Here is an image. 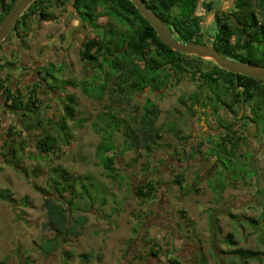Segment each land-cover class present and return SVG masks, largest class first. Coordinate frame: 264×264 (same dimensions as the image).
Instances as JSON below:
<instances>
[{
	"label": "rangeland",
	"instance_id": "obj_1",
	"mask_svg": "<svg viewBox=\"0 0 264 264\" xmlns=\"http://www.w3.org/2000/svg\"><path fill=\"white\" fill-rule=\"evenodd\" d=\"M213 1L218 10L233 3ZM199 6L196 13L203 11ZM214 11L205 13L201 22L210 43L215 31ZM52 12L55 19L29 20L27 29L20 32L23 43L10 34L0 46V58L14 62L12 68L0 69V81H6L8 76L4 85L20 89L24 101L33 84L38 86L36 112H27L26 116L21 111L11 112L0 91V188L10 189L19 203L17 211H13L9 203L0 200V260L6 264H168L169 258L180 255L182 264H232L237 261L226 252L234 247L264 252V123L251 113L253 103L236 104L231 113L223 105L230 102L229 92H223L220 85L214 92L189 77L179 82L172 78L167 86L153 93L148 88L141 92L126 88L123 94L116 95L111 91L125 81L124 74L112 73L107 66L101 70L92 64L85 66L78 54L81 39L91 38L97 31L84 26L70 5ZM98 21L111 23L118 34L125 29L111 17L101 16ZM256 53H264V44ZM201 59L212 63L208 58ZM50 66H55L48 69L52 76L45 75L42 68ZM97 71L100 78H109L104 96L93 99L83 93L79 83ZM218 79L221 81V76ZM64 81L75 85H63ZM96 88L92 83L87 89L96 93ZM69 94L75 96L76 112L66 118L63 106ZM190 96L197 97L192 110L188 109ZM147 99L158 108L154 125L160 136L153 143L145 140L147 135L141 131ZM253 100L260 107L258 115H264L260 91ZM100 113L104 118L98 117ZM243 114L248 117L244 121L248 126L239 132L248 135L252 129L253 136L241 143L235 158L227 159L217 148L221 125L233 129ZM109 115L115 117L113 125L106 117ZM249 117L255 118L257 124ZM62 120L67 136L58 126ZM126 130L133 131L135 144L130 140L128 143ZM44 133L54 139L49 152H39L37 147ZM106 138L114 147L107 152L115 154L118 170L114 178L107 176L97 150ZM9 145L30 178L2 162ZM193 160L203 163L205 170L213 164V172H202L204 169H198V162ZM186 164L187 168H181ZM224 166L230 169L226 172ZM57 168L71 174L77 195L63 193L67 201L76 197L69 209L71 222L77 216L87 220L78 228V235L68 237L47 253L42 247L53 238V232L44 226L47 217L42 205L45 193L41 190L54 193L51 180L63 184ZM233 170L240 174L237 176ZM175 173L183 176L182 184L173 181ZM78 178L88 193L83 192ZM141 180L160 183L154 199L142 201L135 197ZM155 209L159 213L156 217ZM246 217L256 222L250 223ZM229 233L235 245L225 241ZM152 242L160 247L155 254L150 253ZM87 252L94 256L90 261L79 257ZM98 254L102 257L98 258ZM249 264H264V255Z\"/></svg>",
	"mask_w": 264,
	"mask_h": 264
},
{
	"label": "trees",
	"instance_id": "obj_2",
	"mask_svg": "<svg viewBox=\"0 0 264 264\" xmlns=\"http://www.w3.org/2000/svg\"><path fill=\"white\" fill-rule=\"evenodd\" d=\"M15 1L4 2L0 0V21ZM145 1L153 12L167 24L175 40L184 43L199 42L201 40L202 18L205 13L214 9L212 21L215 24V31L212 35L211 43L219 53L233 60L264 66V53L260 56H257L258 54L256 53V50L264 44V0H233L229 8L219 10L215 9L216 6L213 0H202L201 2L199 0ZM67 5L72 7L84 26L97 31L95 36L88 38L82 43L83 49L79 52L80 59L84 63L95 65L96 69L101 70L107 66L112 73L124 74L125 81L116 84L111 91L114 94L121 95L126 88L134 92H141L148 85L155 83L158 87H164L172 78H176V81L179 82L184 77H189L191 80H199L200 84H204L214 92L218 85L223 89V92H229L231 96L230 102H223V105L231 113H234L232 108L234 105L243 106L245 103L252 102L251 113H255V118H260L264 123V115H258L260 107H257L253 100L256 91H260V95L264 97V84H260L264 79H253L240 74L236 75L210 62H203L200 57L182 54L170 49L158 38L151 25L139 14L129 0H34L18 18L4 40L10 34H14L23 43V39L20 38V32L27 29L29 20L34 18L39 22L55 19V15L52 12L53 9H62ZM198 6L203 11L196 13ZM101 16L116 19L119 24L125 26V29L118 34L111 23L99 24L98 19ZM3 41L0 42V46ZM202 63L211 65V68L203 67ZM13 65V61L0 58V69L8 68L7 66L10 69ZM51 67L55 68V66L42 68L45 75L52 76L48 71ZM93 76L83 79L79 86L86 96L98 99L104 96L109 76L102 79L98 75V71ZM219 76L222 78L221 81L218 79ZM5 80H9L8 76ZM6 81H0V91L3 95V103L8 105L9 110L14 113L21 111L23 116H26L27 112H36L35 104L38 103L36 88L38 86L33 84L32 89L28 91L27 101H24L21 90L18 88L13 89L11 85H4ZM92 83L97 85L96 93L87 89L88 85ZM66 84L75 85L74 82L64 81L63 85ZM225 85L229 87L224 89L223 86ZM47 87H50V85L47 84ZM215 96L217 102H220L218 93H215ZM189 99L192 102L188 109L192 110L193 105L197 102V97L190 96ZM181 102L182 104L185 103L183 100ZM75 104V96L69 94L63 106L64 117L70 118L74 116L76 112ZM103 116L101 113L98 115L100 119L104 118ZM141 116L143 121L141 131L147 135L145 140L153 143L160 136L158 129L154 125V120L158 116L157 106L147 101L143 106ZM106 117L109 120V124L113 125L116 123L113 115ZM255 118H250V121L257 124ZM63 123L64 121L59 123L58 126L63 135L67 136L66 127ZM114 126L116 127V124ZM221 127L224 131H222L220 141L217 143V148L227 159H233L236 157V152L241 143L247 142L243 136L240 137L238 135L237 130L230 129L223 124ZM11 128L13 127L11 126ZM11 133L9 132V134ZM125 134L128 138V143L130 140V143L135 144L133 131L126 130ZM8 138L12 140V134ZM53 141V137L44 133L38 140L39 145L37 147L39 152H49L53 148ZM104 141L97 145V150L102 156V165L107 172V176L114 178L117 176L116 171L118 170L115 166V154L114 152L107 154V152L111 151L110 148L113 145L108 138ZM146 147L150 148L149 145H146ZM9 148L8 155L3 154L5 159H1L2 162L18 169L25 177L30 178L28 177V172L19 164L14 155V147L9 145ZM229 169V167L224 166L226 172ZM57 170H59V176L63 180V184H60L59 181L51 180L52 184L50 187L54 190V193L50 190H41L45 193L42 205L45 209L47 221L44 222V226L53 232V238L46 241L45 246L42 247L47 253L52 251L57 245L63 244L68 237L78 235V228L82 227L87 220L84 216H77L71 222L69 209L73 204V199L76 197L67 201L63 198V193L70 192L73 196H77L75 195L73 181H71L72 176L65 169L57 168ZM233 172L237 176L240 174L238 170H233ZM78 181L81 182V179L78 178ZM173 181L180 185L183 182V176L175 173L173 174ZM159 184V182L151 180H141L137 185L135 197L142 201L154 199V194ZM81 187L84 193H88L83 182H81ZM0 200L9 203L13 211H17L19 203L10 189L0 188ZM23 202L24 204L26 203L25 199ZM262 216H264V213H262ZM246 219L250 223L256 222L253 218L246 217ZM225 241L233 245L236 244L232 240V234L230 233L225 236ZM150 248L152 249L150 251L151 254H155V251L160 249L156 242L150 243ZM226 253L232 257V260L237 261H231L232 264H249L251 260H259L261 255H264L263 251L256 252L241 247H234ZM79 257L90 261L94 256L92 253L87 252L80 254ZM101 257V254H98V258ZM0 264L6 263L4 260H0ZM168 264L182 263L178 259L171 257L168 260ZM202 264L206 263L203 262Z\"/></svg>",
	"mask_w": 264,
	"mask_h": 264
},
{
	"label": "water",
	"instance_id": "obj_3",
	"mask_svg": "<svg viewBox=\"0 0 264 264\" xmlns=\"http://www.w3.org/2000/svg\"><path fill=\"white\" fill-rule=\"evenodd\" d=\"M34 0H16L0 21V42L5 39L18 18ZM139 14L151 25L158 38L170 49L200 58H208L221 69L253 79H264V66L246 63L224 57L205 37V26L202 32L203 42H181L175 40L167 24L147 5L145 0H129ZM214 10V9H213ZM203 17L202 22L204 21Z\"/></svg>",
	"mask_w": 264,
	"mask_h": 264
},
{
	"label": "flooded vegetation",
	"instance_id": "obj_4",
	"mask_svg": "<svg viewBox=\"0 0 264 264\" xmlns=\"http://www.w3.org/2000/svg\"><path fill=\"white\" fill-rule=\"evenodd\" d=\"M75 12V11H74ZM76 13V12H75ZM77 15V14H76ZM78 17V16H77ZM204 17V16H203ZM203 19V18H202ZM88 38H82L81 39V41H80V49H79V51H78V54H79V52H80V50L81 49H83V47H82V43L85 41V40H87ZM203 42V36H202V38H201V40L199 41V43H202ZM80 57V56H79ZM81 60V59H80ZM82 61V60H81ZM89 64L90 63H84V65L85 66H89ZM37 81V80H36ZM171 81V80H170ZM164 86H167V84H165ZM148 88V89H147ZM161 88H162V86L161 87H158L157 85H156V83L155 84H150V85H148L147 87H145L144 89H147L148 91H151L152 93L154 92V90L155 91H159V90H161ZM147 101H150V102H152L151 100H149V99H147L146 100V102ZM145 102V103H146ZM153 103V102H152ZM256 111H258L257 109H256ZM246 118H248L247 116H245L244 114L243 115H241V116H238V120H236V123H235V125H234V127H233V129L234 130H238L237 132H238V135L240 136V135H242L244 138L245 137H247V138H245V141L246 140H248V137H252L253 136V131H252V129L250 130H248V135L247 134H245L244 132H242L241 134H240V130H243V128L244 127H246V126H248V123L246 122V125H244V121H245V119ZM223 131H224V129H223ZM240 131V132H239ZM221 134V133H220ZM219 134V135H220ZM245 135V136H244ZM242 136H240V137H242ZM250 146H251V144H250ZM253 147L255 148V145H253ZM187 160H192V158H188ZM194 160H196L195 158H194ZM193 160V162H198V164H199V166H198V169H201V170H203L204 168H203V163H201L200 161H194ZM217 162H219V160H217ZM220 164H219V166L221 165V162H219ZM187 165L188 164H186V165H184L183 167H181V168H187ZM213 167H214V165L213 164H211V166H208L207 168H206V170L204 169V171H202V172H207V173H212L213 172ZM223 167V166H222ZM221 167V168H222ZM190 186H194V183H190ZM159 189V188H158ZM168 192V191H167ZM163 198V197H162ZM162 203V202H161ZM161 207H162V209H167L166 208V205H164V204H162L161 205ZM167 210H165V212H166ZM159 215V213H158V211L155 209L154 210V212H153V216L154 217H156V216H158ZM167 216H165V218H166ZM166 221H168V222H171L170 220H168L167 218H166ZM165 229H168V227H165ZM164 229V230H165ZM172 237H173V235H172ZM183 240V239H182ZM184 243V242H183ZM172 252H174V251H172ZM175 258V257H174ZM176 258L180 261V255H177L176 256ZM169 260V259H168ZM168 260H167V262H168Z\"/></svg>",
	"mask_w": 264,
	"mask_h": 264
}]
</instances>
